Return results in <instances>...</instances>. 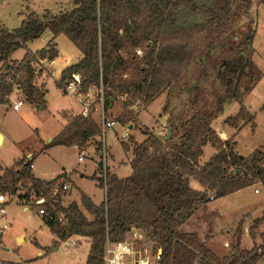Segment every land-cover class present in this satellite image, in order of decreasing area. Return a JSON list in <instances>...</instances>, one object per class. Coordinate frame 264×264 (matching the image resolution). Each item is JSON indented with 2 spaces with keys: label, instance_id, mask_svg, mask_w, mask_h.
I'll list each match as a JSON object with an SVG mask.
<instances>
[{
  "label": "trees",
  "instance_id": "trees-1",
  "mask_svg": "<svg viewBox=\"0 0 264 264\" xmlns=\"http://www.w3.org/2000/svg\"><path fill=\"white\" fill-rule=\"evenodd\" d=\"M254 1L264 3L72 0L57 14L48 9L43 14L29 10L15 29L0 24V63L5 66L0 75V102L9 101L13 89L10 76L21 85L28 101L40 105L46 102V90L36 83L40 73L37 64L39 58L52 60L59 55L60 35L67 36L82 57L62 71L58 85L79 74L82 92L103 86L105 111L124 99L125 111L117 118L120 124L132 123L135 127L138 118L131 107L138 101L148 104L168 91L164 113L167 128H172L170 137L144 130L145 138L135 142L133 148L123 142L126 151L132 150V173L122 178L108 170L106 178L93 176L107 190L106 200L100 205L84 193L81 205L76 201L63 205L64 176L36 178L28 158L0 174L1 191L16 193V184L21 182L28 186V191L19 195L21 201L45 197L44 222L59 237L45 248V255L71 236H85L92 239L85 264H105L106 243L125 240L135 228L153 238L154 249L161 251L158 264H258L264 259V237L262 243L245 248L241 226L232 252L223 259L197 232L181 230L210 201L258 183L264 185V146L248 155L240 154L237 141L223 140L212 126L229 98L239 100L242 90L251 92L263 78L250 58L255 35L251 34L252 27L229 36L234 8L247 14ZM48 32L52 36L46 48L28 50L20 61L13 59L27 43ZM249 44L250 69L245 86L238 68H242L243 52ZM99 136L101 127L92 114L69 115L67 124L45 147H82L95 140L99 149ZM207 144L217 151L202 165L199 158ZM192 179L198 180L203 189L194 187ZM61 215L66 218L65 224L60 221ZM263 221L264 217L257 218L249 227L253 239Z\"/></svg>",
  "mask_w": 264,
  "mask_h": 264
},
{
  "label": "rangeland",
  "instance_id": "rangeland-1",
  "mask_svg": "<svg viewBox=\"0 0 264 264\" xmlns=\"http://www.w3.org/2000/svg\"><path fill=\"white\" fill-rule=\"evenodd\" d=\"M68 2L69 0H0V24L10 30L15 29L21 25L29 10L43 14L48 9L57 14L63 9L62 4L66 5ZM250 27L253 29L251 34L255 32L250 58L262 71L263 78L251 92L246 93L242 90L239 100L229 98L224 104V112L212 122L216 131L220 127L228 130L227 134L219 135L223 140L229 138L236 140V149L243 155H248L256 148L264 146V3L254 1L247 14L243 13L237 6L234 8V12L229 18V36H234L237 32L241 34L249 30ZM57 41L59 42L60 54L59 58H56V63L53 64V70L51 68L53 74L42 70L44 64H37L38 69L42 72V75H38L36 78L37 85H43L45 79L47 82V108L41 109L37 108L35 104L26 103L21 106L20 111H15L10 107L6 114H0V125L3 124L8 132L7 140L0 145V158L3 163L11 165L20 155V148L17 144L22 141L26 146V152L30 151L34 154L33 166L37 176L42 178L54 177L63 170V167H66L67 170L74 171L73 179L79 187L99 202L103 199V188L98 185L97 180L81 177L80 172L91 174L96 169V160L101 156L102 145L99 149L97 144L82 146L87 150V156L83 162L79 161V150L74 145H56L46 153H40L41 148L47 143V137L56 135L66 123L62 111L67 109L79 111L83 108L76 95L62 92L57 85V80H60L65 68L64 58L68 57L69 62L74 64L82 57V53L65 35H60ZM47 42L48 38L42 36L27 43V47L18 50L13 57L22 59L28 50L35 52L46 48ZM4 69L5 66L0 63V75ZM249 69L250 67L246 64L241 73V80L245 86L247 85L246 74ZM238 70L241 71V68ZM93 96L95 102L92 105L91 114L97 122L98 120L100 122V118L102 121L103 112L107 117L117 120L125 111L124 99H119L114 107L105 111V96L102 100L97 88ZM12 97L16 99L15 94ZM23 97L26 99L24 95ZM208 97L213 100L211 96L208 95ZM167 98L168 91L148 104L136 102L131 107V110L137 115L138 121L135 128L130 129L128 140L122 138V134L128 129L125 124L122 125L118 122L115 127L107 130L105 141L109 148L106 159L108 167L115 164V169L119 175H127L132 169L129 161L132 153L127 152L122 143L126 142L132 147L135 141L139 142L144 139L146 136L143 133L144 130L156 133L160 130L163 132L161 135L168 132V130L161 128L164 122L167 123V116L164 113L167 107ZM12 99L9 98L10 101ZM170 107L172 108V106ZM97 139L101 140V136ZM14 142H17L16 146ZM94 146L99 155L94 151ZM216 150V147L207 144L199 158V163H206L216 153ZM98 172L101 175L104 173L102 163ZM110 172L114 173V171ZM67 179V176H64L62 181L67 182ZM192 185L201 186L199 181L195 179H192ZM16 188V193H12V190L4 191L7 200L3 204L0 202V264H13L6 261L19 262V264H85L91 244V240L85 236L73 238L79 243L75 248H68L65 243H60L52 253L45 255L44 250L40 249L36 242L42 246L49 245L54 234L44 223V216L38 212L39 206L34 204V196L27 200L28 207L22 203L19 193L25 194L28 191V186L18 182ZM256 189L259 191L255 192ZM70 190V188L69 190H61L63 205L67 206L71 201H77L81 205L80 188L75 186L68 198L67 193ZM2 207L3 210H1ZM89 217L91 216L89 215ZM262 217H264V185L258 183L257 186L247 187L237 193L217 198L207 205L201 206L182 225L181 230L183 232H197L202 239L207 240V244L218 257L223 259L232 252L237 242L240 226L243 230L241 236L243 247L251 248L255 244L262 243L264 221L256 228L254 239L249 232V227L254 220ZM248 218L250 219L249 226L245 224L248 223ZM133 232L138 231L134 230ZM141 234L143 238L140 242L138 240L141 237L137 233L126 237V241L136 250H141L143 256L147 255L150 264H158L160 251L154 249L153 238L149 237L146 232ZM40 252L43 253V256ZM258 264H264V259Z\"/></svg>",
  "mask_w": 264,
  "mask_h": 264
},
{
  "label": "built area",
  "instance_id": "built-area-1",
  "mask_svg": "<svg viewBox=\"0 0 264 264\" xmlns=\"http://www.w3.org/2000/svg\"><path fill=\"white\" fill-rule=\"evenodd\" d=\"M138 53H141V50H138ZM55 60H49L47 58H39L38 64H44L45 62L48 65H51L54 63ZM8 81L13 82V89L8 96V98H13L12 96H16L15 101L13 102V108L18 110L23 104H24V97L25 93L21 85L16 82V80L12 79V77H8ZM81 82V77L79 74H73L71 78H69L65 82V91L67 93H72L77 96L79 102L83 106L82 108V114L88 115L92 112V105L95 102V98L93 96V93H91L92 88L88 92H82L79 88ZM99 90V97L103 100L104 98V89L103 86H100L97 88ZM140 102V101H138ZM118 124V121L115 119H108L103 112L102 115V123L100 124L101 127V140H102V149H101V163L103 165L104 173L103 177L106 178V174L108 171V166L106 165V159H107V152H108V146L105 141V135L107 133V130L110 128L115 127ZM162 130H167V125H163ZM130 135L129 130H126L123 134V138H128ZM75 147L79 150L78 153V159L80 161H83L86 156V149L82 148L79 145H75ZM33 166V163L31 164V167ZM60 187V186H59ZM57 187V189L59 188ZM70 184L68 182H63L61 185L62 190H69ZM56 189V190H57ZM259 189H256V192H258ZM7 200L6 196L4 194H0V202L3 204ZM46 199L45 197H38L34 199V204L38 206H42L45 204ZM22 203L26 204L28 207L27 201H22ZM26 207V208H27ZM3 210V207L1 208ZM38 212L40 214H45V208L39 207ZM60 221L62 224L66 223V218L61 215ZM160 251V250H159ZM161 252V251H160ZM104 263L105 264H150V259L147 255L143 256L141 250H136L128 241L120 240L117 242H110L108 241L105 246L104 251Z\"/></svg>",
  "mask_w": 264,
  "mask_h": 264
},
{
  "label": "crops",
  "instance_id": "crops-1",
  "mask_svg": "<svg viewBox=\"0 0 264 264\" xmlns=\"http://www.w3.org/2000/svg\"><path fill=\"white\" fill-rule=\"evenodd\" d=\"M72 0H69V2L65 5V4H62V7H63V9L64 8H66V7H68L69 6V4H70V2H71ZM51 36H52V33L51 32H48V33H46L45 35H43V37L44 38H48V40L51 38ZM58 44H59V42H58ZM58 50H59V45H58ZM32 51V50H31ZM38 51V50H37ZM37 51H35V52H37ZM59 54H60V50H59ZM24 57V56H23ZM56 58H59V55L56 57ZM53 59V60H55L54 61V63H52L51 65H48L46 62L44 63V66H42V70L44 71H47V72H50V73H52L53 71H51V68H52V70H53V64H55L56 63V61H57V59ZM13 59H15V60H18V61H20L21 59H16V58H14L13 57ZM64 65H65V68L67 67V66H70V65H72L70 62H69V59H68V57H65L64 58ZM2 64V63H1ZM64 68V69H65ZM63 69V70H64ZM53 74V73H52ZM51 74V75H52ZM38 75H42V72L40 71V73L38 74ZM44 81V80H43ZM58 81L59 80H57V85H58ZM46 84H47V82H46V79H45V81H44V83H43V85H39V88H42V89H44V90H46V92H45V95L47 94V86H46ZM59 86V85H58ZM60 88H61V90H62V92H64V93H66L67 94V92L65 91V89H64V87H65V84L64 85H62V86H59ZM97 87H94V88H92V90H91V93H93L94 94V91H95V89H96ZM45 99H46V96H45ZM15 101V98H13L12 99V101H7V102H0V114H6V112L8 111V109L10 108V107H12L13 108V102ZM26 103H29V104H35L36 105V107L37 108H41V109H46L47 108V99H46V102L45 103H43L42 105H40V104H36V103H33V102H30V101H28L27 99H25V101H24V104L23 105H25ZM116 105V101L111 105V107L110 108H112V107H114ZM14 109V108H13ZM15 111H20L21 110V107L18 109V110H16V109H14ZM105 110V109H104ZM82 114V110H79V111H74V110H72V111H70V110H63L62 111V115H63V117H65L66 118V123L63 125V127L67 124V122H68V116L69 115H77V114ZM106 115V114H105ZM107 117V116H106ZM108 119H114V118H110V117H107ZM116 120V119H115ZM97 121V120H96ZM117 121V120H116ZM167 121V120H166ZM98 123L99 124H101L102 123V121H101V118H100V122H99V120H98ZM120 124V123H119ZM164 125H168L166 122H164L163 123ZM132 126V127H131ZM63 127L61 128V130L63 129ZM126 128H128V129H126V130H129V133H130V129H133V128H135L134 127V125L132 124V123H130V124H127L126 126H125ZM162 128V127H161ZM60 130V131H61ZM125 130V131H126ZM167 130H168V128H167ZM59 131V132H60ZM124 131V132H125ZM58 132V133H59ZM217 132H218V134H223V135H225V134H227L228 133V130H226V129H224V128H222V127H220L219 129H217ZM58 133L56 134V135H58ZM156 133V132H155ZM163 132H161L160 130H159V132H157L156 134L157 135H159V136H163V135H161ZM124 134V133H123ZM123 134H122V136H123ZM167 134V133H166ZM165 134V135H166ZM56 135H49L48 137H47V143H49ZM7 137H8V132H7V130H6V128L4 127V125L3 124H1L0 125V145L1 144H3L6 140H7ZM129 137H130V135H129ZM129 137L128 138H123V140H128L129 139ZM145 138V137H144ZM224 140H227V139H224ZM135 142H138V141H135ZM134 142V143H135ZM139 142H141V141H139ZM46 143V144H47ZM134 143H133V145H132V147L131 148H133V146H134ZM14 144H15V146H16V144H17V142H14ZM46 144H44V146L41 148V150H40V153L42 152V153H46L51 147H49V148H46L45 146H46ZM96 145V143H95V140H91L89 143H88V145ZM18 146H19V148H20V155L14 160V162L11 164V165H7V164H5V163H3V161L1 160V158H0V174H2L3 173V171H4V169L5 168H11V167H13L14 165H15V163L17 162V161H19V160H21L22 158H26V156H27V158L29 159V160H32V162H33V165H34V154L32 153V152H30V151H28V152H26V146L23 144V142L21 141H19V143L17 144ZM17 146V147H18ZM56 146V145H55ZM207 146V145H206ZM53 147V146H52ZM74 147H75V145H74ZM76 148V147H75ZM77 149V148H76ZM109 149V148H108ZM94 151L99 155V153L97 152V150H96V148H95V146H94ZM217 151V150H216ZM254 151V150H253ZM127 152H129V153H132V150H129V151H127ZM250 154V153H249ZM110 155H112V156H114L112 153H110ZM86 156H87V150H86ZM86 156H85V159H86ZM111 156V157H112ZM132 156H133V154H131V157L129 158V161H131V158H132ZM100 158H101V156H100ZM98 159V160H96V163H97V167H96V169L94 170V171H92V173L91 174H87V173H85V172H80V175H81V177H88V178H90V179H93V176H98V177H100V176H102L101 175V173H99L98 172V168H99V166H101V159ZM85 159L83 160V161H85ZM80 161V160H79ZM83 161H81V162H83ZM122 163V162H121ZM123 163H124V161H123ZM205 164V163H204ZM203 165V164H202ZM118 166H120V164H118ZM112 167V168H111ZM116 168V166H115V164H113L112 166H109L108 167V170L109 171H114V173H116L119 177H127V176H129L131 173H132V169H131V172L130 173H127V175H119L118 174V172H117V170L115 169ZM32 174H33V176L34 177H36V178H39V179H42V180H49V179H53V178H55V177H57V176H59V175H63V176H67V182L70 184V191L67 193L68 194V198H69V195L71 194V192H72V190H73V188L76 186V187H78V188H80V200H81V196H82V193H84V194H86L87 196H89L91 199H92V201L95 203V204H97V205H100L103 201H105L106 200V193H107V190H106V187H102L103 188V192H104V194H103V199H101V200H99V202L98 201H95V198H93L92 197V195L91 194H89L88 192H86L85 190H83L81 187H79V185L77 184V182L76 181H74V179H73V174H74V171H69V170H67V168L66 167H63V170H61V171H59L58 172V174L57 175H55L54 177H50V178H42V177H39V176H37L36 174H35V171H34V166H32ZM94 180H96V179H94ZM97 182H98V185H99V181L97 180ZM100 186V185H99ZM194 187H196V188H198V189H203V187L202 186H195V185H193ZM253 186H257V184H255V185H253ZM243 190V189H242ZM239 191H241V190H239ZM239 191H237V192H239ZM5 192H7V191H5ZM237 192H235V193H237ZM255 192H256V190H255ZM0 193H4V191H1L0 190ZM21 193H19V195H20ZM233 194V193H232ZM35 197V196H34ZM72 202V201H71ZM77 202V201H76ZM79 203V202H78ZM25 209H27L26 207H25ZM41 215H43L44 216V214H41ZM249 218H248V220H247V222L248 223H245V224H248V226H249ZM44 221V220H43ZM45 223V222H44ZM46 224V223H45ZM51 230V229H50ZM134 230H137L138 232H133ZM143 231H141L140 230V232H139V230L138 229H132L128 234H127V236L126 237H129L131 234H133V233H137V235H140V237L141 238H139V242L141 241V239L143 238V236H142V233ZM243 232V231H242ZM54 234V237H53V239H52V241H51V244H49V245H46V246H42L39 242H37L38 243V246H39V248L40 249H42V250H44V252H45V248H48V247H50L51 245H52V242L54 241V240H59V237L57 236V234H55V233H53ZM76 235H74V236H71V237H69L67 240H65V241H61V243H65L66 245H67V247L68 248H75V247H77L78 245H79V243H78V241H74L73 240V238L75 237ZM242 236V235H241ZM89 240H91V242H92V239L90 238V237H87ZM90 246H91V244H90ZM89 249H90V247H89ZM40 254L43 256V253L42 252H40ZM88 256V255H87ZM4 261V260H3ZM6 262H11V263H13V264H19V262H12V261H6ZM86 263V262H85Z\"/></svg>",
  "mask_w": 264,
  "mask_h": 264
},
{
  "label": "water",
  "instance_id": "water-1",
  "mask_svg": "<svg viewBox=\"0 0 264 264\" xmlns=\"http://www.w3.org/2000/svg\"><path fill=\"white\" fill-rule=\"evenodd\" d=\"M249 49H250V44H249V48L247 49V51L246 52H243L244 59H243V63H242L241 72L244 69V67L246 66L247 62H248V56H249L248 52H249ZM171 133H172V128L169 126L168 127V132H167V138L170 137Z\"/></svg>",
  "mask_w": 264,
  "mask_h": 264
}]
</instances>
